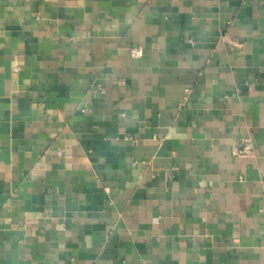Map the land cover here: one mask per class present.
Wrapping results in <instances>:
<instances>
[{
	"label": "crops",
	"instance_id": "crops-1",
	"mask_svg": "<svg viewBox=\"0 0 264 264\" xmlns=\"http://www.w3.org/2000/svg\"><path fill=\"white\" fill-rule=\"evenodd\" d=\"M0 264H264V0H0Z\"/></svg>",
	"mask_w": 264,
	"mask_h": 264
},
{
	"label": "built area",
	"instance_id": "built-area-1",
	"mask_svg": "<svg viewBox=\"0 0 264 264\" xmlns=\"http://www.w3.org/2000/svg\"><path fill=\"white\" fill-rule=\"evenodd\" d=\"M130 51H131V55L133 57H139L143 53V50L140 46H133V47H131ZM249 148H250V145H245V148L243 151L246 152L247 150H249Z\"/></svg>",
	"mask_w": 264,
	"mask_h": 264
}]
</instances>
